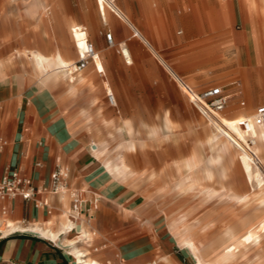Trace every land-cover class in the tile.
<instances>
[{
  "label": "rangeland",
  "instance_id": "obj_1",
  "mask_svg": "<svg viewBox=\"0 0 264 264\" xmlns=\"http://www.w3.org/2000/svg\"><path fill=\"white\" fill-rule=\"evenodd\" d=\"M43 1L44 8L37 6L35 0H6L11 6L19 5V10L26 9L33 17L38 13L40 19H46L49 39L46 42L43 38L39 39L38 46L0 45V115L13 93L21 96L25 91L26 94L31 93V90L39 91L37 79L33 80L32 77V63L26 53L30 49L50 53L59 43L70 54V58L77 62L81 58L71 36L70 22L84 25L89 33L87 39L94 44L97 53L103 54L104 65L102 71H98L94 59L84 71L75 72V76L86 73L92 83L81 87L78 95L69 102V107L72 109V117L91 115L93 120L90 124H93L90 133L95 135L94 139L103 151L102 154H117L119 150L126 154L133 172L126 173L127 169L122 168L121 174H126L130 180L137 179L145 193L142 198L130 188L122 189L127 197V206L132 209L129 212L135 215L139 229L160 237L162 242L174 246L177 251L182 250L184 254L181 257L186 264H197L183 241L178 239L183 225L177 220L173 221L178 214L187 211L192 228L189 236L198 240L208 263L264 264V199L256 201L259 196L249 191L250 184L245 181L239 164H232L227 159V178L224 181L216 179L214 182L206 178L205 165L198 169H183L179 165L182 162L189 163L191 154L197 149L204 153V149L199 147L202 140L209 152L216 151L219 146L218 139L208 136V127L202 120L204 114L191 103L179 86L183 79L197 90L223 85L229 95L225 109L228 114L224 112L228 118L234 117L233 114L238 112L234 109L242 101H246L245 107H252L246 88L239 83L241 81L230 83L228 78L218 79L225 73L224 66L232 64V60L236 59L242 65L238 62L237 49L229 46L234 42L233 34L241 25L237 22L233 27L231 9L225 17L221 16V9L230 5L231 0H221V31H217L204 19L205 15L200 8L198 11L194 7L191 14L184 13L189 9L185 1L197 4L199 0H115L136 27L146 36H151L149 39L152 42V26L159 27L163 38L159 40L161 56L152 52L134 35L127 19L115 9L108 8L105 20L98 11L96 0H59L57 11L49 0ZM207 1L208 10L214 9L216 0ZM197 12V20H194ZM241 21L244 26V43L248 44L252 40L251 33L248 25ZM33 25L26 22L24 26L28 30ZM121 25L127 28L126 35ZM212 25L219 27L218 23ZM231 27L232 36L228 44V31ZM109 32L115 33V46H111L107 40ZM8 39L4 31L0 42ZM125 42L134 60L131 64L126 63L120 48ZM229 48H232L231 51H228ZM171 71H175L176 77ZM255 89L260 98L258 104L264 103L260 96L264 92V76L255 82ZM107 93L113 95L112 102H109ZM62 95L57 94L58 97ZM86 95L92 98L90 105L86 103ZM254 108L249 110L247 116L254 112ZM125 118L136 125L139 122L142 124L143 130L134 135L138 150L129 147ZM167 121H170L169 125H165ZM10 127L8 125L6 129ZM154 127H159V130L151 136L150 130ZM238 145L245 148L240 138ZM261 157L264 161V152ZM165 162L171 164V169L168 175L164 173L163 179L160 172L163 173ZM197 176L201 178L197 180ZM134 224L132 220L127 222L129 231L133 230ZM201 227H205L202 234ZM253 229H256V235L249 234ZM98 236V233L91 234V239ZM67 238L76 239L68 235ZM83 243L78 245L83 250H91L92 257L93 249ZM142 245L144 249L149 246L147 241Z\"/></svg>",
  "mask_w": 264,
  "mask_h": 264
},
{
  "label": "crops",
  "instance_id": "obj_2",
  "mask_svg": "<svg viewBox=\"0 0 264 264\" xmlns=\"http://www.w3.org/2000/svg\"><path fill=\"white\" fill-rule=\"evenodd\" d=\"M49 2L57 11L59 0H49ZM185 5H188L189 9L185 7L184 13L191 14L194 7L198 11L200 8L205 15L204 19L208 20L217 31H221L222 21L219 14L222 7L221 0H216L214 9L211 10H208L207 0H199L197 4H189L185 1ZM20 8L19 5L11 6L6 0H0V37H3L4 31L9 36L8 41H1L0 45L38 46L41 38L46 42L49 39L46 34L47 20L40 19L38 13L33 17L26 9L19 10ZM230 9L233 27L237 22L241 26L233 34L234 42L229 46L237 49L238 62H244L245 65H239L236 59L232 60V64L228 63L224 66L225 73L218 79L228 78L230 83L242 82L239 83L246 88L252 107H245L246 101H242L244 104L241 102V105L236 106L234 110L247 116L250 109L255 107V112L257 107L264 105V103L258 104L260 98L255 89V82L264 76V0H231ZM210 13L215 14V18H212L213 15ZM197 15L198 12L194 14V20H197ZM241 19L248 25L251 33L252 40L248 41V44L244 43V26ZM26 22L34 25L26 30L24 26ZM212 23H218L219 27L213 26ZM121 27L123 34L126 35L127 28L124 25ZM233 27L228 31L230 38L228 44ZM113 35L115 37V33ZM55 41L58 43L57 39ZM247 45L248 47L245 48ZM231 49L229 48L228 51ZM95 50L97 52L96 48ZM93 62L94 60H91L89 66ZM183 80L188 83L187 80ZM218 86L224 88L223 85ZM48 91L51 92L39 88V91L31 90L29 94L25 91L21 96L13 93L6 101L4 111L0 115V134L9 141V145L0 154V176L6 168L18 167L25 175L32 178L36 186H42L50 183L58 165L66 167L69 170L68 182L71 189L77 191L83 199L79 217L82 219L84 230L88 232L85 238L88 241L81 242H85L83 244L93 249L92 257L100 264L104 262L106 264H186L181 257V254H184L181 249L177 251L174 246L162 242L160 237H154L152 233L139 229L135 215L129 212H132V209L127 206V197L122 193V189L127 188L121 184H126L122 180V169L117 171L115 176H110L98 159L100 154L93 151L96 149L100 152L101 149L97 146L95 135L90 133L93 124H90L93 120L91 115L84 114L83 118L72 117V109L69 107L72 99L65 98L64 87L53 89L52 96L47 93ZM56 91L57 94L63 95L58 97L57 94L55 95ZM260 94L264 102V92ZM107 96L109 98V93ZM86 97V103L90 105L92 98L88 95ZM224 112L225 110L222 116ZM8 125L11 127L6 129ZM246 134L248 140L252 138L250 133ZM68 194V207L60 194L52 193L41 195L48 200L49 207L37 208L33 202L22 198L0 204V264H5L7 261L28 264H76L65 245H59L29 231L3 233L7 220L22 226H29L34 222L47 225L51 220L60 226L64 219V211L68 212L73 203L71 193ZM3 207L8 209V214L2 213ZM130 220L135 224L132 225L133 230L129 231L127 222ZM71 224L74 231L67 235L74 238L79 234L77 219H73ZM97 233L99 236L91 239V234ZM130 235L131 240H129ZM144 241L149 245L147 249L143 248ZM88 251L92 254L91 250Z\"/></svg>",
  "mask_w": 264,
  "mask_h": 264
},
{
  "label": "bare ground",
  "instance_id": "obj_3",
  "mask_svg": "<svg viewBox=\"0 0 264 264\" xmlns=\"http://www.w3.org/2000/svg\"><path fill=\"white\" fill-rule=\"evenodd\" d=\"M16 1V0H13ZM155 3V2H154ZM260 3V2H259ZM29 4V3H28ZM35 4L39 7H45V3L43 0H35ZM96 5L98 11L105 17H107V12H109V7L115 9L119 14H121L124 18L127 19L128 23L134 30V35L138 36L148 47L152 50L156 55L161 56L159 50V40H163L162 33L159 30L158 26H152L153 28V40L152 42L149 39V36L143 34L134 24L132 19L121 9V7L116 3H111L109 0H96ZM48 6V5H47ZM235 6V5H234ZM233 6V7H234ZM223 7V6H222ZM261 7V6H260ZM47 9V8H46ZM230 12V5H226L225 8L221 9V16L225 17L226 14ZM264 14V11H263ZM83 26V27H82ZM78 26L74 22H70V31L71 36L75 45V49L81 59L88 58V29L84 25ZM168 33V32H167ZM151 37V36H150ZM51 43V42H50ZM119 44V43H118ZM49 45V43H48ZM116 43L114 42L115 46ZM128 45L125 42L124 45H120V48L123 53V57L126 59V63H133L134 60L131 56L129 49L126 47ZM109 52H105V54ZM26 57L32 63L33 72L32 77L33 80L37 79L38 87L45 90H50L51 94L53 89L56 87H64L65 90V98L73 99L78 95L81 87L84 85H91L92 80L86 73H79L78 76H75V72L77 71V62L74 59L70 58V54L64 51L59 44L53 49L50 53H44L38 49H30L26 53ZM103 54H99L94 52L91 60L95 59V65L98 71H102L104 65ZM107 57V56H106ZM76 63V65H75ZM243 66L244 62H240ZM172 72V71H171ZM175 76V71L172 72ZM1 75V72H0ZM49 92V91H48ZM50 94V95H51ZM52 96V95H51ZM112 97V96H111ZM113 99V98H112ZM112 99L110 100L112 102ZM58 105H60L58 103ZM202 114L206 117L204 123L208 127L209 137H214L218 139L219 146L216 151L209 152L204 146L203 140L200 142L199 147L204 149V153L200 152L198 149L195 150L191 156L189 163H180V168L186 169H198L205 165L206 178L209 181H216L219 179L224 181L227 176V168L225 162L227 159L230 163L237 162L242 170L243 176L247 184H250L249 191L253 194L257 193L256 201H260L264 199V161L261 157V153L264 152V128L261 126L251 125L248 130L242 128L239 125V121L243 118H250L254 113L250 116H244L242 112H236L233 114L234 117L228 118L226 116H222L223 112H216L214 110H209L205 106L198 105L197 106ZM100 112V111H99ZM225 113L228 114V110H225ZM124 127L129 134V147L130 149H139V145L136 142L135 134L140 133L143 128L140 122L136 125L134 122L129 120V118L124 119ZM122 122V121H121ZM170 121H167L165 125H169ZM212 126L213 128H211ZM159 130V127H154L150 130V135L156 134ZM120 131V130H119ZM118 133V132H117ZM250 133L252 135V141L254 144L250 142L251 139H247V134ZM242 139V144L245 148H241L238 145V139ZM120 147V146H119ZM123 147V146H122ZM98 149V148H97ZM94 153L100 154L98 156L99 161L105 167V169L110 173V176H115V173L122 168H126V173L133 172L128 163L126 154L122 150H119L117 154H102L101 150L98 152L96 149L93 150ZM171 169V164L169 162H165L162 167V172H160V176L164 179V173L169 174ZM178 173V171H177ZM263 174V175H262ZM159 175V173H158ZM133 176V175H132ZM199 180L201 177H195ZM122 180L126 183L127 188H130L140 197L144 198L145 193L143 189L139 186L137 179H128V176L123 175ZM229 190V189H228ZM61 198L65 202L66 207H68L67 199L69 194L66 190L60 193ZM67 210L64 211V219L62 220L60 226L56 224L55 221H49L47 225H43L37 222L30 224L29 226H22L14 221L7 220V224L3 229L4 234H10L17 230L29 231L32 233H36L57 243L59 245H65L70 250L71 255H73L76 264H100L99 261L92 258L90 256V251L83 250L78 244L81 241H84L87 238L88 232L84 230V226L82 225V219L78 216L75 219L78 221L79 234L75 240H70L67 238V234L69 229L72 227L71 221L73 218H70ZM85 220V219H84ZM177 220L179 223L183 225L182 234L179 236V240H182L186 248L192 257L196 259L197 264H210L204 258L201 247L199 245L198 240L190 237L189 234L192 231L189 223V214L187 211H183L178 214L177 217L173 219V221ZM201 233L205 230V227L200 228ZM90 231V230H89ZM256 229L250 230V235H256ZM70 234V233H69ZM202 240V239H201ZM234 242H238L235 240ZM241 240L239 241V243ZM242 252V250H241ZM194 259V260H195Z\"/></svg>",
  "mask_w": 264,
  "mask_h": 264
},
{
  "label": "built area",
  "instance_id": "obj_4",
  "mask_svg": "<svg viewBox=\"0 0 264 264\" xmlns=\"http://www.w3.org/2000/svg\"><path fill=\"white\" fill-rule=\"evenodd\" d=\"M111 3H115V0H109ZM107 40L111 46L114 45V35L112 32L107 33ZM95 52V46L89 41L88 44V58L80 59L77 62V71L83 70L89 64L90 58ZM179 83V82H178ZM183 92L189 97L192 104L196 107L198 105L205 106L209 110L216 112H223L229 103V95L225 92L222 86H215L204 89L203 91H196L185 81L182 84L179 83ZM112 94L109 95L111 100ZM244 104V102H242ZM261 126L264 128V105L256 108L252 120L250 118H243L239 121V125L248 130L251 125ZM252 144L254 141L250 140ZM9 145V141L0 134V154L4 152ZM69 179V170L61 165H58L52 174V178L49 184L42 186H36L31 177L25 175L18 167L6 168L2 176H0V204L7 203L17 198H22L25 201L33 202L35 207L46 206L49 207L48 200L41 195L47 193L60 194L64 190L71 193L73 199L72 206L68 210V214L71 218L75 219L82 212L83 199L77 191H72ZM50 210V209H49ZM52 211V209L50 210ZM8 209L3 207L2 213L8 214ZM72 226L68 233L73 232ZM5 264H28L17 261H7Z\"/></svg>",
  "mask_w": 264,
  "mask_h": 264
},
{
  "label": "snow or ice",
  "instance_id": "obj_5",
  "mask_svg": "<svg viewBox=\"0 0 264 264\" xmlns=\"http://www.w3.org/2000/svg\"><path fill=\"white\" fill-rule=\"evenodd\" d=\"M246 239H250V237L249 238H246Z\"/></svg>",
  "mask_w": 264,
  "mask_h": 264
}]
</instances>
